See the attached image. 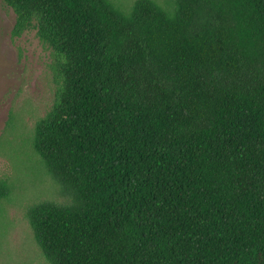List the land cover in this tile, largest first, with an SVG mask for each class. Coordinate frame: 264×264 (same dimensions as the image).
I'll return each mask as SVG.
<instances>
[{"label": "trees", "instance_id": "1", "mask_svg": "<svg viewBox=\"0 0 264 264\" xmlns=\"http://www.w3.org/2000/svg\"><path fill=\"white\" fill-rule=\"evenodd\" d=\"M3 1L52 53L46 261L264 264V0Z\"/></svg>", "mask_w": 264, "mask_h": 264}, {"label": "rangeland", "instance_id": "2", "mask_svg": "<svg viewBox=\"0 0 264 264\" xmlns=\"http://www.w3.org/2000/svg\"><path fill=\"white\" fill-rule=\"evenodd\" d=\"M131 7L134 0H112ZM168 5L172 0H157ZM17 14L0 0V182L9 195L0 198V264H49L35 242L27 219L30 205L64 202L61 192L33 148L37 122L52 109L57 85L52 53L36 35L15 37Z\"/></svg>", "mask_w": 264, "mask_h": 264}]
</instances>
